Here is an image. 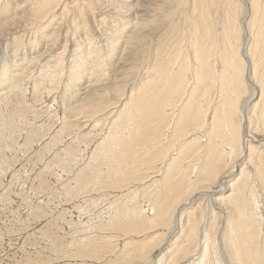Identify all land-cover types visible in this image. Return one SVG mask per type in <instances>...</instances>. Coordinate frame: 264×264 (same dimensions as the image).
I'll list each match as a JSON object with an SVG mask.
<instances>
[{
	"label": "bare ground",
	"instance_id": "bare-ground-1",
	"mask_svg": "<svg viewBox=\"0 0 264 264\" xmlns=\"http://www.w3.org/2000/svg\"><path fill=\"white\" fill-rule=\"evenodd\" d=\"M4 181L23 261L264 264V0H0Z\"/></svg>",
	"mask_w": 264,
	"mask_h": 264
},
{
	"label": "rangeland",
	"instance_id": "rangeland-1",
	"mask_svg": "<svg viewBox=\"0 0 264 264\" xmlns=\"http://www.w3.org/2000/svg\"><path fill=\"white\" fill-rule=\"evenodd\" d=\"M62 42L63 41H61V43ZM56 48H57V51L61 49L58 44H57ZM148 62L146 61L145 63H148ZM145 63H143V64H145ZM145 65H147V64H145ZM142 70H143L142 71V74H143V72H145L146 69L143 67ZM121 98L124 99L125 97H121ZM50 99L51 98H49L47 100V102L48 101L50 102ZM117 99H119V98H117ZM38 145L35 146V149H37ZM33 150H34V148L32 149V151ZM19 164L20 163L16 164V167L14 168L15 170H17L19 168V166H18ZM29 183H30V180H28L26 184L29 185ZM60 183L61 182H59V183H57V185L56 184L55 185L58 186ZM6 185H7V181H4L2 187H0V195L3 192H5L6 187H7ZM54 186H52V187H54ZM44 194L41 195L43 198H45ZM12 196H13V198H12ZM3 199H0V200L2 201ZM3 201L4 202H0L2 204L0 206V228H1L0 229V235L3 236L4 234H6L5 237H7L9 239V243L5 240L0 241V264H2V263H5V264H34V263H30L29 261H27L28 259L25 261L21 260V259H23V257L20 256V252H22V251L19 247L22 244L23 237H26V235L29 232L40 228V226L46 225L48 222V219H50L52 215H48L45 218H42V220L40 222H39L38 218H36L35 220L31 219L30 228L25 229L26 225L28 224L26 221V218H28L27 207H29V206L32 207L34 204H36L38 202L41 204L42 202H40L41 201L40 197L31 201L29 199V196H27V191L24 190V188L14 187V189L11 191V197L9 196L8 200L5 199ZM28 203H29V206H27ZM68 204H69V206L73 207V206L82 205L83 203L80 204L79 202H69ZM64 206L65 205L63 203H60V205L57 206L56 211L62 209ZM25 209H26V212L24 211ZM4 227H8L9 229L8 230H2V229H4ZM16 237H20V238H18L17 242L14 243V239H16ZM40 239L41 238H38V239L35 238V242H38V241L40 242ZM27 250H30V248H28Z\"/></svg>",
	"mask_w": 264,
	"mask_h": 264
}]
</instances>
